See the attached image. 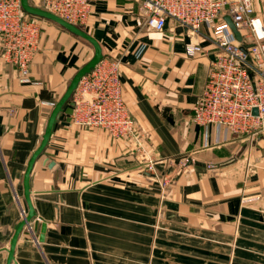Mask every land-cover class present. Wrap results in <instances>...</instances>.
<instances>
[{"label": "crops", "instance_id": "0c3cea01", "mask_svg": "<svg viewBox=\"0 0 264 264\" xmlns=\"http://www.w3.org/2000/svg\"><path fill=\"white\" fill-rule=\"evenodd\" d=\"M90 1L81 25L102 56L120 58L138 134L114 137L60 112L30 172L37 225L22 228L11 264H264V128L232 133L192 118L216 53L211 28L192 31L168 18L156 30L138 12L140 0ZM252 2L264 22V0ZM40 26L26 75L0 55V264L28 211V159L94 52L53 20L40 17ZM192 43L195 53L187 51Z\"/></svg>", "mask_w": 264, "mask_h": 264}, {"label": "built area", "instance_id": "2783aa9c", "mask_svg": "<svg viewBox=\"0 0 264 264\" xmlns=\"http://www.w3.org/2000/svg\"><path fill=\"white\" fill-rule=\"evenodd\" d=\"M140 1L144 23L156 30H161L168 18L192 31L201 25L211 28L216 53L208 79L192 106L193 120L232 133H254L264 128V22L255 13L252 0ZM41 7L77 25L86 22L92 11L90 0H41ZM225 14L231 17L240 39ZM40 29V17L25 11L21 0H0V55L15 64L22 75H26L38 45ZM199 49L198 43L187 47L190 53ZM121 85L120 58L102 56L74 88L72 121L104 128L114 137H136V121L123 99ZM253 107H257L256 114ZM136 141L145 167L155 172L154 159L142 140ZM167 183L161 184L160 200Z\"/></svg>", "mask_w": 264, "mask_h": 264}, {"label": "water", "instance_id": "95a60500", "mask_svg": "<svg viewBox=\"0 0 264 264\" xmlns=\"http://www.w3.org/2000/svg\"><path fill=\"white\" fill-rule=\"evenodd\" d=\"M21 4H22V7L24 8V10L29 12L30 14L53 20L54 22H57L58 24H60L64 28L73 32L74 34L86 39L87 41H89L92 44V46L94 48V52H93L92 56L82 66H80L75 71V73L72 75V77L70 78V81H69L66 89L64 90V92L61 95V97L59 98V100L54 104V106H53V108H52V110H51V112L47 118L46 125L44 128V132L42 134L40 143L34 149V151L31 153V155L28 159V162H27V165L25 168V172L23 174V179H22L24 198L27 202L28 211H27V214H25L23 216V219L15 227L14 233L10 239V242H9V247L7 249V258H6L5 264H11V261L13 260L15 245H16L18 236H19L22 228L24 226H29L31 222H34V226L37 225V222L35 221L36 216H35V213H34V210L32 207V203L30 200V189H29V177H30V172H31L33 163H34L35 159L38 157V155L42 152L46 143L48 142V139L50 137V134L52 133L55 121L58 118L60 112L63 109H65L67 112H71L72 101L70 99H71L74 88L76 87L80 77L82 75H84L86 72H88L98 62V60L103 55L102 54V48H101V45L98 42V40L92 34L87 32L83 28H81L79 25L62 18L59 15H57V14L39 6V5L32 4V3H30L29 0H21ZM224 18L227 21V23L230 25L232 30L234 31V34L237 37V39H240L241 38L240 32L235 28L229 14H225ZM66 103H68L67 108L64 107ZM252 112L256 114L258 112L257 107H253ZM44 227H45V223H42L41 229L43 231H44Z\"/></svg>", "mask_w": 264, "mask_h": 264}, {"label": "rangeland", "instance_id": "374dc122", "mask_svg": "<svg viewBox=\"0 0 264 264\" xmlns=\"http://www.w3.org/2000/svg\"><path fill=\"white\" fill-rule=\"evenodd\" d=\"M139 11H140V10L138 9V12H139ZM139 13H140V12H139ZM78 25H79V24H78ZM79 26H80L81 28H83L81 24H80ZM62 27H63V26H62Z\"/></svg>", "mask_w": 264, "mask_h": 264}]
</instances>
